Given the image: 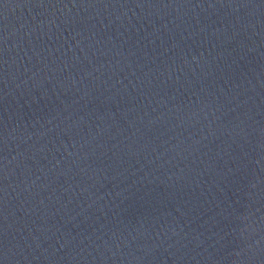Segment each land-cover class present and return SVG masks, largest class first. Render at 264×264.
<instances>
[{
  "label": "water",
  "instance_id": "95a60500",
  "mask_svg": "<svg viewBox=\"0 0 264 264\" xmlns=\"http://www.w3.org/2000/svg\"><path fill=\"white\" fill-rule=\"evenodd\" d=\"M3 264H264V0H0Z\"/></svg>",
  "mask_w": 264,
  "mask_h": 264
},
{
  "label": "snow or ice",
  "instance_id": "6c2138e0",
  "mask_svg": "<svg viewBox=\"0 0 264 264\" xmlns=\"http://www.w3.org/2000/svg\"><path fill=\"white\" fill-rule=\"evenodd\" d=\"M0 264H3V262H2V261H0Z\"/></svg>",
  "mask_w": 264,
  "mask_h": 264
}]
</instances>
